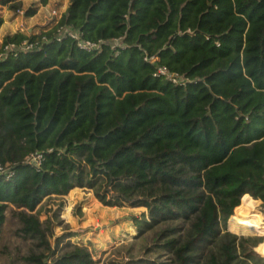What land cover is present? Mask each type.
<instances>
[{"label":"trees","instance_id":"1","mask_svg":"<svg viewBox=\"0 0 264 264\" xmlns=\"http://www.w3.org/2000/svg\"><path fill=\"white\" fill-rule=\"evenodd\" d=\"M1 39L0 233L10 207L35 241L22 259L94 264L86 246L57 253L65 235L53 246L37 212L85 187L144 208L131 219L151 243L125 264H264L244 229L255 215L264 226V0H68L55 25Z\"/></svg>","mask_w":264,"mask_h":264},{"label":"rangeland","instance_id":"2","mask_svg":"<svg viewBox=\"0 0 264 264\" xmlns=\"http://www.w3.org/2000/svg\"><path fill=\"white\" fill-rule=\"evenodd\" d=\"M66 2L67 0H49L46 4H39L35 0H24L22 9L16 13L0 5V16L4 19L0 32L21 31L30 34L45 30L59 19ZM28 7H36L32 16L24 14ZM247 198L244 195L243 200L251 201ZM259 204L257 202L255 208L260 212ZM37 207L39 220L52 222L49 242L54 246L55 238L65 235L56 249L57 253L68 245L86 246L94 264H125L129 259L145 257L144 248L151 243L153 237L150 231L139 234L131 219L132 215H139L144 208L104 206L85 187H74L64 196L45 197ZM53 213H57L56 217ZM5 214L0 233V264H31L21 257L28 254L35 241L15 234L19 222L12 215L10 207ZM260 214L262 215L261 212ZM257 220L255 215L244 227L249 230V226H253L254 229L251 230L258 231L257 235L262 236L263 240L256 251L264 244V226L258 228Z\"/></svg>","mask_w":264,"mask_h":264},{"label":"built area","instance_id":"3","mask_svg":"<svg viewBox=\"0 0 264 264\" xmlns=\"http://www.w3.org/2000/svg\"><path fill=\"white\" fill-rule=\"evenodd\" d=\"M60 16H59V18H60ZM58 20L55 22V24L58 22ZM62 35H68L71 39L75 40L76 45L79 48H81V49L92 50V49H95V48L99 47V43L98 42H93V41L82 39V38H80L79 33H77L76 31H74L72 29H69V28H64L61 31L60 35H58V37L60 38ZM111 44H112L111 48L115 49L116 46L120 45V40L119 39H114ZM11 46H13V45H10V47ZM20 46H22L23 48H28V47H31L32 44L27 43L26 41H23ZM6 48H8V45L6 46ZM0 56H1V53H0ZM159 71L161 73H163V74H166L163 69H159ZM173 81H175V80H173ZM40 158H41L40 155H30L26 159L29 162H32V163H34L37 166V165H39ZM3 171H5V169L2 166H0V173L3 172Z\"/></svg>","mask_w":264,"mask_h":264},{"label":"water","instance_id":"4","mask_svg":"<svg viewBox=\"0 0 264 264\" xmlns=\"http://www.w3.org/2000/svg\"><path fill=\"white\" fill-rule=\"evenodd\" d=\"M258 202L260 203V201L258 200ZM251 229H254V227L253 226H249V230H251ZM251 231H254V232H257V233H259L258 231H256V230H251ZM255 251H256V249H255ZM258 254H259V252L258 251H256ZM260 255V254H259Z\"/></svg>","mask_w":264,"mask_h":264},{"label":"crops","instance_id":"5","mask_svg":"<svg viewBox=\"0 0 264 264\" xmlns=\"http://www.w3.org/2000/svg\"><path fill=\"white\" fill-rule=\"evenodd\" d=\"M67 1H68V0H67ZM66 5H67V2H66ZM65 8H66V7L64 6V10H65ZM0 30H1V29H0ZM13 32H14V31H13ZM1 40H2V39H1V32H0V42H1ZM2 228H3V227H2Z\"/></svg>","mask_w":264,"mask_h":264}]
</instances>
